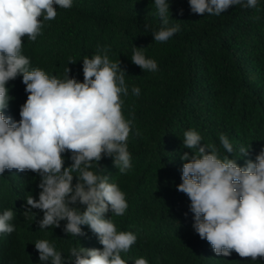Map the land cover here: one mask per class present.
I'll use <instances>...</instances> for the list:
<instances>
[{
	"label": "trees",
	"instance_id": "16d2710c",
	"mask_svg": "<svg viewBox=\"0 0 264 264\" xmlns=\"http://www.w3.org/2000/svg\"><path fill=\"white\" fill-rule=\"evenodd\" d=\"M168 3L167 27L178 25L179 31L166 42H156L152 35L163 25L154 0H72L69 9L57 6L51 35L38 36L49 38L50 49L30 42L28 55L32 64L58 79L69 68V77L83 82V59L107 48L110 61L120 60L126 71L128 95L120 98L125 119L134 116L126 141L132 167L121 174L112 158L104 157L99 167L93 162L89 169L107 175L125 194V213L109 212L106 218L117 232L137 238L121 253L126 264L138 258L148 264H264V258L253 261L234 251L218 256L195 232L190 200L177 191L186 162L181 156L198 152L183 147L188 130L198 132L201 144L214 147L220 158L228 155L240 167L249 159L254 162L264 149V0H257L255 8L233 6L219 16L192 13L189 0ZM134 47L143 48L145 57L157 63L156 71L143 72L131 62ZM133 87L140 89L139 96L132 94ZM220 134L232 144L231 154L220 143ZM241 147H250L248 156L241 155ZM69 157L63 154L65 167L72 163ZM19 174L17 180L7 170L0 175V215L12 210L15 227L11 234L0 233V261L9 252L15 264H45L35 249L38 240H47L65 260L72 248L92 249L87 244L93 243L102 250L87 226H82L86 235L75 237L63 231L66 221L59 228L40 229L43 213L38 209L26 219V197L38 200L41 178L30 171Z\"/></svg>",
	"mask_w": 264,
	"mask_h": 264
},
{
	"label": "clouds",
	"instance_id": "9594fccd",
	"mask_svg": "<svg viewBox=\"0 0 264 264\" xmlns=\"http://www.w3.org/2000/svg\"><path fill=\"white\" fill-rule=\"evenodd\" d=\"M154 3L163 26L152 36L156 42H166L179 26L167 27L168 0ZM236 5L255 8L257 0H189L191 12L198 15L219 16ZM57 6L69 9L72 0H0V175L5 170L16 180L25 171L39 175V198L26 197L23 216L30 218L35 215L32 209H38L43 213L40 229L59 228L66 221L63 231L75 237L86 235L82 226H87L102 245V250L93 243L87 244L92 249L72 248L65 260L47 240H38L40 262L126 264L121 253H127L137 238L131 232H117L106 218L109 212L125 213V194L108 182L107 175L89 170L93 162L99 167L104 157L112 158L121 174L132 167L126 141L134 116L125 119L120 98L128 95L126 71L120 60L110 61L107 48L83 59V82L70 78L69 68L61 80L32 64L28 43L50 49L49 38H38L53 32ZM25 36L29 42H23ZM142 49L134 47L131 62L143 72L156 71L157 63L146 58ZM132 94L139 96L140 89L133 87ZM201 140L194 130L184 133L183 147L198 152L181 156L186 162L177 186L190 200L195 232L218 256L228 257L234 251L253 261L264 258V149L254 162L249 159L240 167L228 155L220 158L214 147L202 145ZM219 140L231 154L228 138L220 134ZM249 152L250 147L240 148L242 156ZM65 153H70L69 167L64 166ZM13 218L12 210L0 215V233L15 231ZM0 264H15V258L7 252ZM134 264L148 261L138 258Z\"/></svg>",
	"mask_w": 264,
	"mask_h": 264
}]
</instances>
